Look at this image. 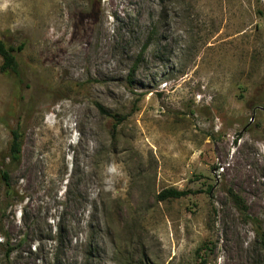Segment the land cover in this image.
<instances>
[{"label":"rangeland","instance_id":"1","mask_svg":"<svg viewBox=\"0 0 264 264\" xmlns=\"http://www.w3.org/2000/svg\"><path fill=\"white\" fill-rule=\"evenodd\" d=\"M0 39V264H261L264 0H0Z\"/></svg>","mask_w":264,"mask_h":264},{"label":"trees","instance_id":"2","mask_svg":"<svg viewBox=\"0 0 264 264\" xmlns=\"http://www.w3.org/2000/svg\"><path fill=\"white\" fill-rule=\"evenodd\" d=\"M21 51H22V45L14 48L12 46L6 45V43L0 39V59H1L0 72L12 74L18 82L21 81L20 79L21 69L19 66V62L17 60V54ZM10 136H11V140L8 144V152L6 156L2 158L0 163V179L5 187L6 198H10L13 195L9 184L8 169L10 166L15 167L19 163L21 156V142H22L23 131L18 126L16 127V129H12L10 131ZM210 189L211 188H208L207 192H209ZM189 194H191V191L189 190H178L174 188H168L159 192L156 195V199L157 201L161 202L172 199H180L185 196H188ZM228 195L230 196L232 201H234L239 212L245 214L247 208L245 206V203L238 197V195L233 190H229ZM252 223L255 225V229H254L255 239H257L259 243V248L261 252V264H264V231L259 221L253 220ZM2 236L6 238L5 233H2ZM11 250H12L11 248L7 249L6 251L7 257L9 256ZM53 264H59V259L57 257L55 258V262H53Z\"/></svg>","mask_w":264,"mask_h":264}]
</instances>
